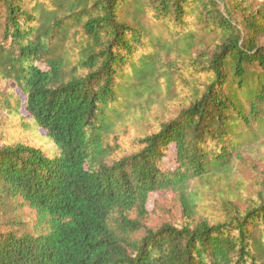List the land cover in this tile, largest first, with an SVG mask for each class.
<instances>
[{"label":"trees","instance_id":"trees-1","mask_svg":"<svg viewBox=\"0 0 264 264\" xmlns=\"http://www.w3.org/2000/svg\"><path fill=\"white\" fill-rule=\"evenodd\" d=\"M176 62L183 103L117 156L118 129L173 99ZM1 111L48 148L0 143V264H264V183L195 221L198 194L264 140V0H0ZM166 192L186 223L147 228Z\"/></svg>","mask_w":264,"mask_h":264},{"label":"rangeland","instance_id":"rangeland-1","mask_svg":"<svg viewBox=\"0 0 264 264\" xmlns=\"http://www.w3.org/2000/svg\"><path fill=\"white\" fill-rule=\"evenodd\" d=\"M154 29H152L153 34H156ZM173 57H164L162 59L163 73L165 72V63H170V59ZM176 65L178 75L173 99L169 101L160 92L156 103L146 112L145 117L132 118L118 129L121 150L117 153V156L133 151L136 148V141L139 137L156 131L159 125L172 116L174 111L179 108V105L183 103L188 88L180 80V77L189 79V71L185 62H176ZM40 66L46 69L44 64ZM21 115L27 118L24 110H21ZM28 125H30L29 121L1 111L0 143L24 142L48 148L45 133L42 130L34 128L27 129ZM168 155V159L164 160V166L165 168L172 169L175 159L174 148L170 150ZM263 183L264 140L242 151L241 159L236 162L228 180L221 179L218 182L215 181L212 184V188L204 189L201 194H198V209L195 221L208 220L212 223L224 219L226 214L225 201L227 203L232 202L234 205H237L238 209L244 211L256 199L258 192L263 189ZM196 185L198 186L199 183ZM18 215L22 220L27 222L35 218V215L28 209H24ZM185 223L180 200L176 194L166 192L151 196L148 204V216L144 221L147 228L157 229L164 224L180 226Z\"/></svg>","mask_w":264,"mask_h":264}]
</instances>
